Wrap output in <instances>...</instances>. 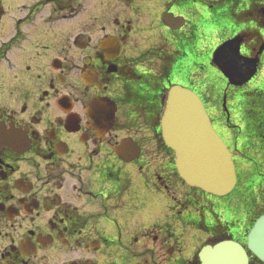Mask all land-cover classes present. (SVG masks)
Returning a JSON list of instances; mask_svg holds the SVG:
<instances>
[{
  "label": "flooded vegetation",
  "instance_id": "flooded-vegetation-1",
  "mask_svg": "<svg viewBox=\"0 0 264 264\" xmlns=\"http://www.w3.org/2000/svg\"><path fill=\"white\" fill-rule=\"evenodd\" d=\"M175 85L234 155L223 202L187 187L162 144ZM124 138L138 157H121ZM151 143L180 212L138 231L133 171ZM253 192L264 204V0H0V264H197L204 244H245Z\"/></svg>",
  "mask_w": 264,
  "mask_h": 264
},
{
  "label": "water",
  "instance_id": "water-1",
  "mask_svg": "<svg viewBox=\"0 0 264 264\" xmlns=\"http://www.w3.org/2000/svg\"><path fill=\"white\" fill-rule=\"evenodd\" d=\"M165 145L175 152L181 178L214 196L229 194L237 183L232 154L214 130L203 102L188 88L172 87L165 98L161 116ZM123 140L122 157L138 156L136 143ZM246 248L264 263V214L249 230ZM246 248L234 240H223L203 247L201 264H250Z\"/></svg>",
  "mask_w": 264,
  "mask_h": 264
},
{
  "label": "rangeland",
  "instance_id": "rangeland-1",
  "mask_svg": "<svg viewBox=\"0 0 264 264\" xmlns=\"http://www.w3.org/2000/svg\"><path fill=\"white\" fill-rule=\"evenodd\" d=\"M240 138H243L241 134ZM145 150L146 154L136 164L137 166L134 167L133 171L134 208L132 214L137 219L135 229L140 231L150 227H176L180 212L178 201L181 199V192L175 189L173 192L174 196L167 191L165 186H162L160 180L163 176L162 170L165 168V165L161 157L165 158V153L158 148L156 149L155 143H151V146L146 147ZM159 156L161 157L159 158ZM247 158L251 159L249 162L256 163L251 157ZM222 200H226V198ZM255 200L260 205L256 209H261L263 207V204H261L263 203L262 198L259 197L258 201L256 197ZM181 216L185 220H189L190 218L186 217V213H182ZM194 235H201V233L196 229L190 228L183 240V244L189 243L186 249V258L191 257L196 246V242L193 241Z\"/></svg>",
  "mask_w": 264,
  "mask_h": 264
},
{
  "label": "trees",
  "instance_id": "trees-1",
  "mask_svg": "<svg viewBox=\"0 0 264 264\" xmlns=\"http://www.w3.org/2000/svg\"><path fill=\"white\" fill-rule=\"evenodd\" d=\"M168 151L170 152V154L173 156V151H171V150H169L168 149ZM262 213H264V209H261V210H259L257 213H256V215L254 216V218H253V222H254V220L260 215V214H262ZM253 222L250 224V225H252L253 224ZM255 259V258H254ZM256 260V259H255ZM256 261H258V260H256ZM199 264V263H198Z\"/></svg>",
  "mask_w": 264,
  "mask_h": 264
}]
</instances>
